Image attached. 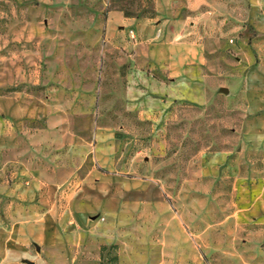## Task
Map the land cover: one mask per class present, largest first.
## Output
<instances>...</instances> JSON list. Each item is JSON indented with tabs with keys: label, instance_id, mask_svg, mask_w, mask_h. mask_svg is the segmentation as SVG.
I'll list each match as a JSON object with an SVG mask.
<instances>
[{
	"label": "rangeland",
	"instance_id": "obj_1",
	"mask_svg": "<svg viewBox=\"0 0 264 264\" xmlns=\"http://www.w3.org/2000/svg\"><path fill=\"white\" fill-rule=\"evenodd\" d=\"M155 5L0 0V97L19 101L18 116L0 115V264H118L98 242L103 214L87 228L75 217L120 183L186 219L184 239L160 223L147 247L139 231L136 264H178L177 242L186 264H264V125L246 111L243 71L246 55L264 60V0H227L181 95L153 92L135 27L108 36L112 12L156 19ZM100 134L116 170L99 164Z\"/></svg>",
	"mask_w": 264,
	"mask_h": 264
},
{
	"label": "crops",
	"instance_id": "obj_2",
	"mask_svg": "<svg viewBox=\"0 0 264 264\" xmlns=\"http://www.w3.org/2000/svg\"><path fill=\"white\" fill-rule=\"evenodd\" d=\"M227 0H156V19L125 18L120 12H112L107 23L108 36L113 38L121 24L130 27L119 34L123 36L133 29L139 44L145 49L148 56V64L152 69L151 81L155 94H185L183 89L192 68L201 69L207 63L206 52L210 49V38L220 31L217 25L218 15L224 14L227 8ZM205 5L211 7L208 12L201 9ZM209 26V31L202 32V24ZM227 23V20L224 21ZM214 27L213 30H210ZM136 39V40H137ZM132 43V40L130 42ZM247 65L244 66L246 90V111L255 116L253 125H264V60L259 64L254 62L252 56L246 55ZM177 90V91H176ZM19 114V101L16 98L0 97V115L16 117ZM97 158L99 164L107 170L111 167L112 158L109 157L110 147L106 145L107 136L100 134ZM114 163V162H113ZM150 182V181H149ZM114 193H110L96 201L93 205H84L79 209L75 217L78 225L90 227L87 222V214L100 212L105 222L96 231L99 232L98 242L103 247L115 245L118 264H136L138 254V232H145V244L154 246L157 225L163 223L162 232L164 238H185L186 219L183 214L171 213L166 216L156 215L154 202L144 201L128 196L121 187ZM124 187V186H123ZM95 223V220H91ZM134 247V248H133ZM167 254L178 256L177 260L170 257L169 262L178 261V264H186L185 244L180 242L168 245ZM109 262V259H107ZM112 260V261H113Z\"/></svg>",
	"mask_w": 264,
	"mask_h": 264
},
{
	"label": "built area",
	"instance_id": "obj_3",
	"mask_svg": "<svg viewBox=\"0 0 264 264\" xmlns=\"http://www.w3.org/2000/svg\"><path fill=\"white\" fill-rule=\"evenodd\" d=\"M130 37H131L132 39H135V37H136L135 32H134L133 30L130 31ZM230 42H233V41L231 40Z\"/></svg>",
	"mask_w": 264,
	"mask_h": 264
},
{
	"label": "water",
	"instance_id": "obj_4",
	"mask_svg": "<svg viewBox=\"0 0 264 264\" xmlns=\"http://www.w3.org/2000/svg\"><path fill=\"white\" fill-rule=\"evenodd\" d=\"M27 264H34L33 262H30V261H26Z\"/></svg>",
	"mask_w": 264,
	"mask_h": 264
}]
</instances>
